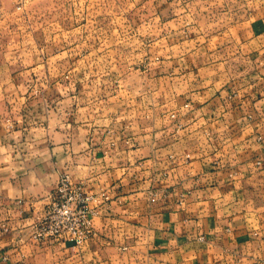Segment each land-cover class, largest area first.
I'll return each instance as SVG.
<instances>
[{
	"label": "crops",
	"instance_id": "0c3cea01",
	"mask_svg": "<svg viewBox=\"0 0 264 264\" xmlns=\"http://www.w3.org/2000/svg\"><path fill=\"white\" fill-rule=\"evenodd\" d=\"M90 3L0 88V264H264V0ZM63 173L111 196L81 249L32 234Z\"/></svg>",
	"mask_w": 264,
	"mask_h": 264
},
{
	"label": "rangeland",
	"instance_id": "374dc122",
	"mask_svg": "<svg viewBox=\"0 0 264 264\" xmlns=\"http://www.w3.org/2000/svg\"><path fill=\"white\" fill-rule=\"evenodd\" d=\"M74 3L82 6L81 0H0V88L28 87L23 79H7L31 71L38 58H48L45 66H37L43 72H74V41L85 39L74 33V24L86 22L83 15H74ZM104 7L110 12L106 20ZM118 7L119 0H106L105 5L103 0H91L90 23H118ZM9 103L1 94L0 109Z\"/></svg>",
	"mask_w": 264,
	"mask_h": 264
},
{
	"label": "built area",
	"instance_id": "2783aa9c",
	"mask_svg": "<svg viewBox=\"0 0 264 264\" xmlns=\"http://www.w3.org/2000/svg\"><path fill=\"white\" fill-rule=\"evenodd\" d=\"M110 200L107 189L90 192L82 182L73 181L68 173H63L49 195L43 215L32 225L33 237L39 243L62 241L81 249L94 235L95 218ZM157 200L155 192L151 201Z\"/></svg>",
	"mask_w": 264,
	"mask_h": 264
}]
</instances>
